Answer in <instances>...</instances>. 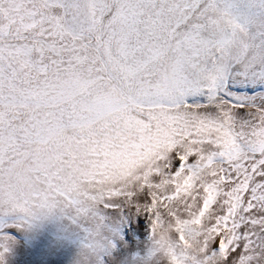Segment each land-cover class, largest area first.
Instances as JSON below:
<instances>
[{"label": "rangeland", "instance_id": "obj_1", "mask_svg": "<svg viewBox=\"0 0 264 264\" xmlns=\"http://www.w3.org/2000/svg\"><path fill=\"white\" fill-rule=\"evenodd\" d=\"M0 264H264V0H0Z\"/></svg>", "mask_w": 264, "mask_h": 264}]
</instances>
